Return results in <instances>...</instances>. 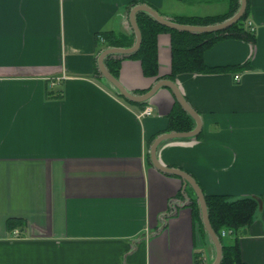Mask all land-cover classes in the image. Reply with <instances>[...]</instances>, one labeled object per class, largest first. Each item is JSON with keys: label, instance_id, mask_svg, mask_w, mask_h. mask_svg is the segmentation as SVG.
Returning a JSON list of instances; mask_svg holds the SVG:
<instances>
[{"label": "crops", "instance_id": "1", "mask_svg": "<svg viewBox=\"0 0 264 264\" xmlns=\"http://www.w3.org/2000/svg\"><path fill=\"white\" fill-rule=\"evenodd\" d=\"M132 1L167 17L215 15L229 6L0 0V264L211 261V244L192 215L194 194L148 154L152 140L170 131L174 95L160 87L142 107L129 103L97 69L102 31L134 33ZM246 1L254 41L220 39L204 51V62L231 68L175 76L201 130L163 141L157 157L191 174L204 194L257 199L253 221L226 236L236 238L245 264H264V0ZM157 58L156 76L144 75L138 59L121 60L119 80L143 93L165 78L168 32L157 35ZM148 105L152 112L138 116ZM9 218L21 224L7 229Z\"/></svg>", "mask_w": 264, "mask_h": 264}, {"label": "trees", "instance_id": "2", "mask_svg": "<svg viewBox=\"0 0 264 264\" xmlns=\"http://www.w3.org/2000/svg\"><path fill=\"white\" fill-rule=\"evenodd\" d=\"M135 3L136 2L132 1L129 3V6ZM238 5L239 0H229L227 10L220 14L204 16L174 15L171 18L180 23L209 24L222 21L232 15L238 8ZM248 10L249 5L247 3L244 14L235 23L223 30L207 33H190L172 29L158 23L146 12L138 11L136 13V21L141 32V43L139 48L128 55H108L105 57L104 62L109 71L117 78L119 76L121 60L125 58L140 60L144 75L156 76L158 73L157 35L160 32H168L170 34L171 67L170 72L168 75H165V78L174 80L175 76L181 72H217L227 70L231 67L208 66L204 62L203 53L218 40L228 37L242 38L253 42L255 39L254 33L245 27ZM100 36L104 39L103 44L105 47L130 46L135 39L134 33H131L127 37H123L114 34L113 31H102L96 39L98 40ZM119 96L123 97L121 94H119ZM123 99L125 98L123 97ZM125 100L129 103H135L127 99ZM138 104L142 107L144 103L141 102ZM193 126L194 120L192 117L174 98L172 108L168 114V125L166 129L187 131L192 129ZM184 189H188L194 194V199L191 202L192 215L198 221L200 229H204L205 233L196 194L189 185H186ZM204 197L207 204L210 224L219 235L222 244V259L220 264H245L241 258L240 248L236 238L230 241L227 236L221 235V230L229 228L232 233H235L241 227L249 225L253 221L254 214L258 208V200L250 196L229 199L227 195L217 193L204 194ZM17 224L20 225L21 220L13 218L6 220L7 229L12 230Z\"/></svg>", "mask_w": 264, "mask_h": 264}, {"label": "water", "instance_id": "3", "mask_svg": "<svg viewBox=\"0 0 264 264\" xmlns=\"http://www.w3.org/2000/svg\"><path fill=\"white\" fill-rule=\"evenodd\" d=\"M246 5H247L246 0H239L238 8L234 11V13L222 21L209 23V24H190V23L176 22L172 20L171 17H167L160 14L155 8H153L148 4L141 2L135 3L130 7L128 14L129 21L134 32V38H135L134 42L130 46H106L104 48H101L96 59L97 69L100 72L102 78L105 79L116 90V92L118 94H121L125 99L132 102H146L153 96V94L160 87H166L171 90L172 94L174 95V98L194 120V126L190 130L187 131L170 130L157 135L149 145L148 154L150 161L155 168H157L158 170L164 173L178 176L179 178H181L183 182V188H185L186 185H189L194 190L197 197V201L199 203L201 219L205 228V233L211 244L212 252H213L212 259L208 264H220L222 259V244L219 235L215 232V230L210 224L204 193L198 182L194 179V177L191 174L178 167L164 165L163 163H161V161H159L157 157V148L163 141L196 136V134L201 130V125H202L199 114L187 102L185 97L180 92L175 81L168 78H162L157 80L145 92L136 93L127 89L121 83L119 78L115 77L109 71V69L107 68L104 62V59L108 55H117V56L128 55L135 52L139 48L141 43V32L136 21V13L138 11L146 12L158 23L172 29H176L179 31H187L190 33H207V32H215V31L223 30L229 27L231 24L235 23L244 14Z\"/></svg>", "mask_w": 264, "mask_h": 264}, {"label": "built area", "instance_id": "4", "mask_svg": "<svg viewBox=\"0 0 264 264\" xmlns=\"http://www.w3.org/2000/svg\"><path fill=\"white\" fill-rule=\"evenodd\" d=\"M100 40L102 41L103 40V38L100 36ZM236 77H237V75H236ZM152 112V108H151V106H145L142 110H140L139 112H138V116H143V115H146V114H150ZM17 229H14V231H13V233L14 234H17ZM231 232V230L230 229H223L222 231H221V234L222 235H226V234H228V233H230Z\"/></svg>", "mask_w": 264, "mask_h": 264}]
</instances>
